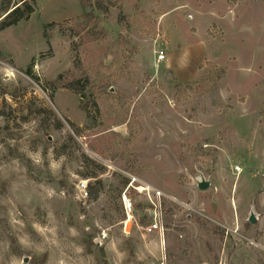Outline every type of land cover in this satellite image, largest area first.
<instances>
[{
    "label": "rangeland",
    "instance_id": "rangeland-1",
    "mask_svg": "<svg viewBox=\"0 0 264 264\" xmlns=\"http://www.w3.org/2000/svg\"><path fill=\"white\" fill-rule=\"evenodd\" d=\"M94 1L0 31V264H264V0Z\"/></svg>",
    "mask_w": 264,
    "mask_h": 264
},
{
    "label": "trees",
    "instance_id": "trees-1",
    "mask_svg": "<svg viewBox=\"0 0 264 264\" xmlns=\"http://www.w3.org/2000/svg\"><path fill=\"white\" fill-rule=\"evenodd\" d=\"M21 2L22 3L20 5L16 6L14 9H12L4 18L0 19V31L4 30L5 28H7L13 24H16L21 19L28 18L30 16V14L35 10L36 0H32L31 2H28L27 0H21ZM84 2H85V4H87V2H90V0L89 1L84 0ZM92 3H94V6H96L98 9L107 11V8L105 7L104 1L95 0ZM7 9H9V8H7ZM55 25H56L55 23H50L48 26L53 27ZM44 36L46 38L49 36L46 31L44 32ZM0 56H1V52H0ZM60 78H61V76L59 77V79ZM78 83H79V81H73L70 83L61 84V83H59V81H57V82L52 83V87L53 88L64 87V88L71 89L76 93H79V92H81V90L85 89V85H79ZM52 98H53V95H52ZM69 122H70V125H71L73 131L75 132V134L77 136H80L81 135V129L78 126H76L75 124H73L71 121H69ZM59 126L60 125H58V128H59ZM93 174L94 173H92V176L91 175L90 176L93 178H96L97 175H93ZM124 181L126 183H128L129 178L124 179ZM141 224L144 226H148L149 221H146V219L142 220Z\"/></svg>",
    "mask_w": 264,
    "mask_h": 264
},
{
    "label": "built area",
    "instance_id": "built-area-1",
    "mask_svg": "<svg viewBox=\"0 0 264 264\" xmlns=\"http://www.w3.org/2000/svg\"><path fill=\"white\" fill-rule=\"evenodd\" d=\"M166 59V54L163 50L159 51L158 54V62H161L163 60ZM131 178L128 186H127V190L130 189L131 187L134 188L135 190H137L139 193H144L146 191H148V186L144 185L142 183H140V181L137 180L136 177H133L131 175H129ZM139 182V184H137ZM79 189L84 193V197L88 196V182L83 180L80 182V185H78ZM157 196L160 197L161 193L159 191L156 192ZM122 203H123V207L124 210L127 214L128 217H130V215L132 214L133 210L135 209V203L133 202V200L131 199V197L129 196V194L127 193V191H125L122 195ZM153 215L155 216V222L152 223L151 225H149L146 230L149 232H153L155 230H159V224L157 222L159 215L155 212H152Z\"/></svg>",
    "mask_w": 264,
    "mask_h": 264
},
{
    "label": "water",
    "instance_id": "water-1",
    "mask_svg": "<svg viewBox=\"0 0 264 264\" xmlns=\"http://www.w3.org/2000/svg\"><path fill=\"white\" fill-rule=\"evenodd\" d=\"M198 187L200 190H207L211 187V179H205L204 177L200 178L198 180ZM250 222L254 223L256 221V217L254 216V214L252 213L250 218H249Z\"/></svg>",
    "mask_w": 264,
    "mask_h": 264
}]
</instances>
